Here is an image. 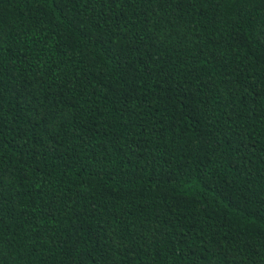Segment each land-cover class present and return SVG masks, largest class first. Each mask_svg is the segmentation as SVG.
I'll list each match as a JSON object with an SVG mask.
<instances>
[{"label": "trees", "instance_id": "1", "mask_svg": "<svg viewBox=\"0 0 264 264\" xmlns=\"http://www.w3.org/2000/svg\"><path fill=\"white\" fill-rule=\"evenodd\" d=\"M0 264H264V0H0Z\"/></svg>", "mask_w": 264, "mask_h": 264}]
</instances>
